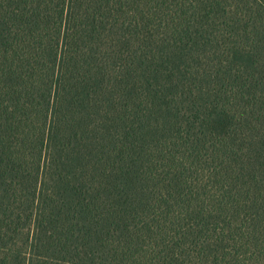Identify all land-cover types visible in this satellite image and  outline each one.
<instances>
[{
  "label": "trees",
  "instance_id": "1",
  "mask_svg": "<svg viewBox=\"0 0 264 264\" xmlns=\"http://www.w3.org/2000/svg\"><path fill=\"white\" fill-rule=\"evenodd\" d=\"M0 264H264V0H0Z\"/></svg>",
  "mask_w": 264,
  "mask_h": 264
}]
</instances>
